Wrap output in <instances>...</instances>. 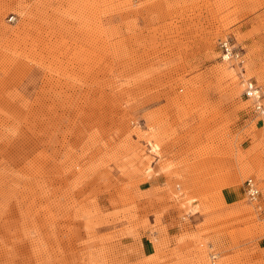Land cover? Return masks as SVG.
<instances>
[{
  "label": "rangeland",
  "instance_id": "obj_1",
  "mask_svg": "<svg viewBox=\"0 0 264 264\" xmlns=\"http://www.w3.org/2000/svg\"><path fill=\"white\" fill-rule=\"evenodd\" d=\"M248 80L264 0H0V264H264Z\"/></svg>",
  "mask_w": 264,
  "mask_h": 264
},
{
  "label": "built area",
  "instance_id": "obj_2",
  "mask_svg": "<svg viewBox=\"0 0 264 264\" xmlns=\"http://www.w3.org/2000/svg\"><path fill=\"white\" fill-rule=\"evenodd\" d=\"M219 47L221 49V57L223 59H232L241 57L238 50L229 39H221L219 41ZM226 56V58H224ZM242 62V60H240ZM244 94L252 101L253 110L255 112H264V94H262L261 88L252 81H246L244 87ZM244 192L248 201L253 203L260 213L264 214V204H262V192L259 186V182L256 178L248 177L244 180ZM211 258H215L212 254Z\"/></svg>",
  "mask_w": 264,
  "mask_h": 264
},
{
  "label": "bare ground",
  "instance_id": "obj_3",
  "mask_svg": "<svg viewBox=\"0 0 264 264\" xmlns=\"http://www.w3.org/2000/svg\"><path fill=\"white\" fill-rule=\"evenodd\" d=\"M225 39H227V38H225ZM224 58H226V56L224 57ZM223 59V58H222ZM223 60H228V59H223ZM255 84H256V82H255ZM245 85H246V83H245ZM256 86H257V84H256ZM262 94H264V93H262ZM257 113H260V114H264V112H257ZM248 177H253V176H248ZM248 177H246V178H248ZM245 178V179H246ZM254 178V177H253ZM244 179V180H245ZM259 186H260V184H259ZM261 188V187H260Z\"/></svg>",
  "mask_w": 264,
  "mask_h": 264
}]
</instances>
